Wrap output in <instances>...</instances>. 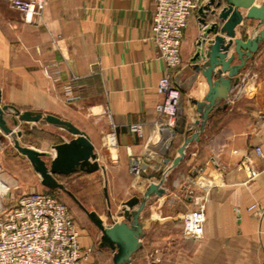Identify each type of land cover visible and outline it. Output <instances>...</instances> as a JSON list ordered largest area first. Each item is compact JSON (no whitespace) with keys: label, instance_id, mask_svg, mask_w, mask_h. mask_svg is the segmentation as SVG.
<instances>
[{"label":"crops","instance_id":"crops-1","mask_svg":"<svg viewBox=\"0 0 264 264\" xmlns=\"http://www.w3.org/2000/svg\"><path fill=\"white\" fill-rule=\"evenodd\" d=\"M154 8V0H49L41 15L28 19L0 0L2 102L57 114L87 132L105 170L69 175L73 181L104 177L112 204L106 199L97 215L106 224L122 220L123 201L142 195L161 178L178 154L186 122L198 116L191 99H202L209 88L191 62L201 35L197 8L184 30L182 64L171 71L182 95L178 117L172 125L162 121L157 84L169 70L153 38ZM241 10L244 19L236 35L246 38L257 20ZM240 74L227 107L213 113L200 139L169 172L165 192L153 195L143 210L142 217L152 223L129 264H264V213L248 209L252 203L264 207V42ZM7 134L0 128V206L45 189L30 160L34 182L27 186L12 180L10 158L1 152L9 147ZM242 164L256 170V176L249 179ZM200 168L212 180L208 186L198 177ZM200 206L206 212L203 235L186 237L183 214ZM83 232L85 246L90 237ZM101 250L108 255L106 264H113L112 251Z\"/></svg>","mask_w":264,"mask_h":264},{"label":"water","instance_id":"water-1","mask_svg":"<svg viewBox=\"0 0 264 264\" xmlns=\"http://www.w3.org/2000/svg\"><path fill=\"white\" fill-rule=\"evenodd\" d=\"M242 8L247 9L246 18L257 20L253 32L246 38L236 35V26L244 19ZM198 19L201 35L197 40V49L191 57V62L193 71L202 72L206 77L208 91L202 99H191L198 116L186 122L177 156L168 164L158 181L150 182L144 188L142 195L134 194L123 201L122 220L106 224L59 178L60 175H69L77 171L94 172L101 168L105 170L87 132L71 120L57 114L40 110H22L15 105L3 103L0 89V128L12 136L16 149L30 160L35 171L39 173L43 186L65 192L100 229L99 244L112 251L113 264L131 263L135 253L143 247L142 238L152 223L150 218L142 217L143 210L153 195H162L165 192L162 184L169 172L182 162L188 146L194 140L200 139L213 113L227 107L234 87L242 78L240 73L255 59L261 43L264 42V0L261 3H257L256 0H205L198 8ZM231 47L233 51L229 54ZM235 59L238 62L234 63ZM8 114L18 116L21 121H46L64 128L73 137L55 144L53 156L49 150L23 144L20 140L22 130L16 131L9 124ZM17 123L15 120V124ZM171 143L168 142L166 147ZM162 152L166 154V150L163 149ZM104 191L110 206L107 186Z\"/></svg>","mask_w":264,"mask_h":264},{"label":"built area","instance_id":"built-area-1","mask_svg":"<svg viewBox=\"0 0 264 264\" xmlns=\"http://www.w3.org/2000/svg\"><path fill=\"white\" fill-rule=\"evenodd\" d=\"M49 0H8L11 7L21 11L26 18L41 15ZM153 38L169 72L164 74L157 91L162 95L156 109L162 121L172 125L181 106V90L174 81L171 71L182 64L181 45L184 30L192 13L203 3L202 0H154ZM68 93L71 86L68 85ZM75 97L69 95L68 99ZM263 117V116H262ZM132 127L141 133L139 124ZM108 144L113 146L112 137ZM262 154V147L256 146ZM117 161L118 156L114 155ZM247 168L248 178L257 171ZM140 172L138 165L133 166ZM198 177L208 186L212 180L204 176L202 169ZM248 209L256 215L264 213V207L252 203ZM183 233L186 237L199 238L203 235L206 212L203 206L190 209L183 214ZM81 232L69 204L48 191L25 192L11 207L0 206V264H84L91 248H84L80 241ZM85 249V250H84Z\"/></svg>","mask_w":264,"mask_h":264},{"label":"rangeland","instance_id":"rangeland-1","mask_svg":"<svg viewBox=\"0 0 264 264\" xmlns=\"http://www.w3.org/2000/svg\"><path fill=\"white\" fill-rule=\"evenodd\" d=\"M26 109L35 110L32 108ZM7 119L9 124L14 127L16 131L18 129L22 130L20 140L23 144L34 146L42 150H49L52 152L55 144L71 136V134L64 128L50 124L46 121H21L19 117L14 114H8ZM15 120L18 122L17 124H15ZM7 135L8 137L5 140H7L9 147H6L1 152L5 150V154L10 158L9 166L12 180L19 179L23 181L22 183L24 185L28 186L34 182V179L32 178V169L30 167L31 165L28 161L29 159L16 149L12 136L10 134ZM71 177L72 175L59 176L60 180L66 183L68 188L78 196L89 210L96 214L98 213V209L102 211L106 206L104 177L93 174L84 176L78 179V181H73ZM16 190L18 191V189ZM56 192L69 204L80 232H83L84 230L83 233L90 237V243L85 245L84 248L87 250L89 247L91 250L88 252V256L84 258L83 263L106 264V261H108V255L101 250L99 244L100 233L96 225L70 196L61 190H57ZM13 205V203L5 204V207H11Z\"/></svg>","mask_w":264,"mask_h":264},{"label":"trees","instance_id":"trees-1","mask_svg":"<svg viewBox=\"0 0 264 264\" xmlns=\"http://www.w3.org/2000/svg\"><path fill=\"white\" fill-rule=\"evenodd\" d=\"M60 176H65V175H60ZM57 190L59 189H50V188H47L45 187L44 191H48V192H51L53 194H55L59 199L63 200L59 195L58 193L56 192ZM62 191V190H61ZM64 201V200H63ZM101 247V246H100Z\"/></svg>","mask_w":264,"mask_h":264}]
</instances>
